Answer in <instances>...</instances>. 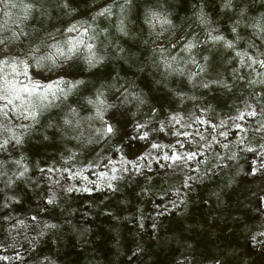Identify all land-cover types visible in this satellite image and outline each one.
Masks as SVG:
<instances>
[{"label": "rangeland", "instance_id": "374dc122", "mask_svg": "<svg viewBox=\"0 0 264 264\" xmlns=\"http://www.w3.org/2000/svg\"><path fill=\"white\" fill-rule=\"evenodd\" d=\"M199 3L200 0H133L127 12L130 35L119 37L126 49L122 58L117 59L115 50L109 48L105 63L90 71L84 70L77 60L80 74L87 81L79 89L80 94L89 95L102 84L114 83L113 78L118 76L121 84L134 82L132 87L144 95L146 103L139 110L128 106L127 116L118 125L119 133L111 141L88 144L86 140L73 139L76 133L62 126L58 119L61 111L56 109L44 112L37 123L5 118V124L15 131H20L15 125L21 123L31 127L22 144L13 143L0 151L6 174L0 180V264H264V236L258 235L264 232V173L250 174L252 162L259 164V156L243 151L235 143L239 133H235L231 123L212 127L235 115L236 107L259 86L240 90L237 85L233 93L204 90L189 84L186 75L167 76L162 67L157 69L153 64V57H160L152 52L158 44L150 42L147 13L156 12L171 20L172 25L166 26L170 36L190 34L203 41L206 29L198 26L195 19ZM36 7H42L43 13L34 12L22 27L34 36L45 37L73 20L87 19L91 5L73 0L78 11L72 14L44 0ZM233 8L234 11H222L220 0H206L205 4L213 26L229 38L230 26L240 19V10L246 9L242 24L248 23L249 18L264 13V0H234ZM12 11L20 14L18 9ZM115 23L98 20L93 27H108L115 36ZM239 32L245 40L251 35V30L243 26ZM56 38L62 41L67 35L58 33ZM245 46L241 41L240 47ZM206 47L210 46L201 45L193 55L201 62L203 55L214 56L211 75L226 77L228 53L223 48L208 52ZM189 70L195 69L190 66ZM33 71L29 69L30 76ZM51 75L56 77L55 72ZM19 79L24 81L25 77L19 75ZM70 102L79 106L75 96ZM202 108L208 111L201 112ZM173 115L183 118L179 124L170 122L164 132L153 131L160 121ZM197 116L211 124L199 123ZM150 118L151 125L144 129L149 131V138L140 140L143 132L138 134L134 124ZM222 131H228V137L219 135ZM8 135L11 133H5L0 140ZM247 135L244 147L264 144L251 131ZM209 141L211 146L206 147ZM151 143L174 145L178 153L199 154L186 165L162 167L172 164L162 159L172 149H153ZM225 143L230 144L229 149L221 146ZM233 151L238 155L229 167L213 168L218 155ZM21 158L22 165L17 166L14 161ZM24 167L28 171L21 177L19 172ZM112 167L117 169L115 173ZM210 168L212 172H208ZM103 172L118 177L112 181L115 190L100 180ZM189 176L194 179L188 181L191 187L186 188L184 183ZM92 181L102 186L97 189ZM86 187L92 190L83 191ZM53 196L55 202L48 204ZM45 224L57 227L49 229Z\"/></svg>", "mask_w": 264, "mask_h": 264}, {"label": "snow or ice", "instance_id": "6c2138e0", "mask_svg": "<svg viewBox=\"0 0 264 264\" xmlns=\"http://www.w3.org/2000/svg\"><path fill=\"white\" fill-rule=\"evenodd\" d=\"M44 2L55 4L67 14L78 11L73 7V0H44ZM83 2L91 5L87 19L73 20L65 28L49 32L45 37H38L25 31L22 25L32 17L34 12L43 13L42 7L39 9L36 7L41 0H0V137H3L5 133H11L7 138L0 140V151L7 150L6 146L13 143L22 144L25 132L31 127L30 124L21 123L15 125V129L20 131H15L13 126L5 124V118L16 117L22 121L37 123L38 117L44 112L50 109L60 110L61 116L58 119L66 130L76 133L73 139L86 140L88 144H100L109 142L118 135V125L121 124L122 118L127 116L130 110L129 105L139 110L140 106L146 103L143 93L132 87L134 82L121 84L118 76L113 78L114 83L107 86L102 84L89 95L79 93V89L86 85L87 81L80 74L78 59L82 62L84 70L90 71L105 63L108 59L106 53L109 48L115 50L117 59L122 58L126 49L119 43V37L130 35L127 27V12L133 0H107V2L105 0H83ZM205 4L206 0H200L199 11L195 12L198 26L206 29L203 41L198 36H190V34L178 38L170 36L169 28L166 26H171L172 21L166 17L161 18L156 12L147 13L145 22L149 24L152 32L150 42L158 44V47L152 48V52L159 54L160 57L159 60L153 57V64L157 69L162 67L163 74L167 76L183 77L186 75L189 84L204 90L223 89L225 93H233L237 90V85L240 90L255 89L259 86V90L250 92L249 98L243 99L242 103L236 107L235 115L229 116L227 120H220L218 125H212V127H227L231 123L235 133H239L235 143L242 146L243 151L259 156L260 162L257 164V161L253 160L250 174L264 173V144H260L258 148L244 147L249 131L258 136L260 140H264V13L258 17L249 18L248 23L242 24L246 9H241L240 19L235 20L230 26L229 31L232 38H229L222 34L218 27L213 26L214 21L205 11ZM233 4L234 0H220L222 11H234ZM97 5L101 6L97 7ZM13 9H18L20 14L16 15ZM98 20H115L116 35L114 36L108 27H100L98 24L93 27ZM157 25L160 26L159 30ZM241 26L251 30V35L246 40L240 35ZM58 33L66 34L67 38L62 41L57 40ZM173 40H176V43H172ZM241 41L244 42L245 47H240ZM201 45L210 46L205 49L208 52L223 48L228 53L229 69L226 77L219 74L211 75L210 68L214 62V56L203 55V62H201L193 55L194 50ZM181 64L184 67H180ZM190 66L195 70L190 71ZM29 69H34L31 76ZM46 71L48 75H45ZM53 72L56 73L54 79L51 75ZM19 75H23L25 80H20ZM156 83L159 84L161 81H156ZM177 95L182 96V93L177 92ZM73 96L76 97V104L79 106H74L70 102ZM82 111L88 114L81 115ZM151 111L155 114L156 109L153 108ZM200 111L207 112L208 109L202 108ZM132 115L136 116V112H132ZM182 119V117L173 115L166 121H160L159 127H154L153 131L162 133L166 124L170 122L179 124ZM196 120L202 124H211L210 120H203L199 116ZM151 123L152 118L142 123L135 122L134 127L138 134L140 131L143 132L139 135L140 140L149 138V131L144 129H147ZM85 124H87L86 129ZM174 134L179 135V133ZM183 134L188 135V133ZM219 135L228 137L229 132L222 131ZM203 139L204 137L201 136V140ZM177 143L180 142L177 141ZM211 143L212 141H209L205 146L210 147ZM221 146L229 149L230 144L225 143ZM164 147L171 148L172 152L171 154L165 153L162 159L171 161L172 164L161 165L162 167H172L178 163L186 165L187 161L195 159L199 154L198 152L178 153L174 145L151 143L153 149ZM237 155L235 151L223 156L218 155L217 163L213 165V168L222 170L229 167L230 162L236 160ZM22 159H17L14 163L21 166ZM140 159L141 157H137V160ZM3 163L0 161V180H3L6 175L2 168ZM27 171V167H24L23 171L19 172V176H24ZM41 171L44 170L41 169ZM111 171L115 173L117 169L112 167ZM196 171L199 170L196 169ZM212 171V168L208 169V172ZM206 176L207 173H205ZM117 179L116 175L109 176L107 172L100 173V180L107 181L106 187L109 189L115 190L112 181ZM193 179L189 176L184 186L190 188L188 181ZM91 183L97 189L102 186L96 184L95 181ZM82 190L91 191L92 189L86 187ZM67 191L71 192L73 189L68 188ZM54 202V196L47 201L48 204ZM44 227L52 229L57 225L45 224ZM258 235L264 236V232ZM217 264H222V262L217 261Z\"/></svg>", "mask_w": 264, "mask_h": 264}]
</instances>
